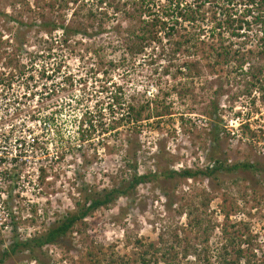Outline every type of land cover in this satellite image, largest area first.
<instances>
[{
	"label": "rangeland",
	"instance_id": "374dc122",
	"mask_svg": "<svg viewBox=\"0 0 264 264\" xmlns=\"http://www.w3.org/2000/svg\"><path fill=\"white\" fill-rule=\"evenodd\" d=\"M140 2L0 0V256L14 230L20 240L41 234L75 210L83 190L129 179L134 155L137 172L153 180L44 246L46 264H142L143 256L215 264L233 239L264 264L263 9L250 18L243 0H184L181 7L197 6L196 21L184 25L195 47L180 29L132 57L122 42L137 31ZM43 22L87 31L60 45ZM146 102L140 124H130L129 108ZM212 152L223 171L169 176L204 171ZM240 164L254 168L226 171ZM1 264L37 263L19 253Z\"/></svg>",
	"mask_w": 264,
	"mask_h": 264
},
{
	"label": "trees",
	"instance_id": "16d2710c",
	"mask_svg": "<svg viewBox=\"0 0 264 264\" xmlns=\"http://www.w3.org/2000/svg\"><path fill=\"white\" fill-rule=\"evenodd\" d=\"M172 1L173 0H168V3H170L171 6H169L168 9H164L162 12H160L158 9H154L152 4L153 0H141L139 5H137L136 8H133L135 11L134 14L137 16V20L136 17H131L137 21L139 26L137 31L135 29L131 30L130 32L129 29L125 31L126 34L122 44L125 45V52L128 55L132 57L141 55L144 53L146 48L155 44H162L163 39H165L166 43H169L172 41V38L178 34L180 29L185 32V34H182V37H184V43L191 44L195 34L188 32L187 26L184 27V25L187 23L189 25L190 23L191 26V24L193 25V23L196 21L195 15L197 11H195L193 8H197V6L193 5V7H191L189 5H185L181 7V2H184V0H176L174 5L172 4ZM192 1L195 4L196 1L202 0ZM231 1L233 0H230V2ZM243 1L245 6L244 17L248 16L251 18V15L260 9H263L262 13H264V0ZM92 17L93 14L88 12V18L91 19ZM257 17L255 19H258ZM221 26V23L217 24V26L212 29V33L217 29H220ZM38 27L46 32L59 31V42H57V40L54 41L60 45L65 43L74 35H85L87 31L85 28H72L65 24H57L55 22H43L42 24H39ZM183 45V43H178L177 41L174 42V47L176 50H179ZM191 47H195L194 44H191ZM215 55L217 58L224 57L226 59L229 55V52L225 50L222 52L215 51ZM261 55L262 59L264 60V52H261ZM242 59H244V55H241L240 66L243 63ZM262 91L264 92V86L262 87ZM145 105L146 106H141L137 111H134L132 107L129 108L131 111L130 113L133 114L130 124H140L141 113L145 110V108H149L148 102H146ZM218 131V128L214 129L211 140L214 148L218 146ZM136 152V149L133 148L132 153L135 154ZM213 156L215 158L216 154L214 155L212 152V157H210L212 164H210L204 171L193 172L191 170H183L179 173L171 172L169 176H178L183 179H194L195 177L201 175L209 178L215 173L224 170L223 163L219 159H214ZM128 160L132 163L131 166H129L132 170V174L129 179L123 180L120 182V184L110 189H104L101 191H91L87 189L83 190L81 192L82 201L77 202L75 210L72 212H67L55 220L43 233L34 235L24 240H20L18 239V236L15 234L14 230L10 244L0 256V264L3 263L9 256H14L19 253H27L30 259L35 261L37 264H46L39 255L44 246L57 245L62 238L66 237L72 232L76 225L83 223L95 211L112 205L121 197L130 198L135 193V190L138 186L150 183L153 180L154 174H140L137 172L135 166L136 158L134 155ZM253 168L254 167L249 164H240L232 166L226 169V171H236L239 169L248 170ZM223 232H225V230H223ZM245 242L249 243L248 239ZM235 244H237V242L235 239H233L230 240V242L226 245H221L220 249L222 254L217 257L215 264H257L254 260L253 252L248 254L239 246H234ZM141 261L142 264H149V261L145 259V256L142 257ZM207 263L211 264L209 261Z\"/></svg>",
	"mask_w": 264,
	"mask_h": 264
}]
</instances>
